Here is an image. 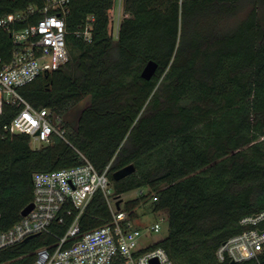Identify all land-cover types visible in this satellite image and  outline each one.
Listing matches in <instances>:
<instances>
[{
	"label": "trees",
	"instance_id": "obj_1",
	"mask_svg": "<svg viewBox=\"0 0 264 264\" xmlns=\"http://www.w3.org/2000/svg\"><path fill=\"white\" fill-rule=\"evenodd\" d=\"M245 1L247 13L220 29ZM44 4L0 0V16ZM114 5L70 0L60 13L68 61L21 87L32 105L62 118L65 139L54 135L38 148L26 134L0 139V230L19 221L32 202L35 172L86 159L98 171L110 165L116 195L149 189L125 207L134 210L151 198V211L165 212L167 234L153 247L173 264H264V248L257 258H216L217 248L243 231V217L264 211V0H122L115 38ZM88 17L90 41L77 34ZM10 51L6 33L0 56L7 60ZM149 60L158 68L146 80L141 71ZM85 98L76 123L64 120ZM129 164L134 172L115 181L113 172ZM76 215L72 209L51 232L1 248L0 264H34L36 251L54 246ZM110 219L98 192L79 215V236Z\"/></svg>",
	"mask_w": 264,
	"mask_h": 264
},
{
	"label": "built area",
	"instance_id": "obj_2",
	"mask_svg": "<svg viewBox=\"0 0 264 264\" xmlns=\"http://www.w3.org/2000/svg\"><path fill=\"white\" fill-rule=\"evenodd\" d=\"M44 1L42 8L29 6L0 16V36L8 33L11 39L8 59L0 56V139L26 134L38 147L49 144L54 135L65 139L62 118L50 108L32 105L20 89L39 75L58 69L69 59L65 21L60 13L67 12L70 0ZM38 12L42 16L29 23V17ZM121 14L118 12L116 17V35ZM111 18L113 33L112 12ZM92 20L93 17H88L83 30L77 32L87 41L91 39ZM21 24L24 25L15 26ZM109 167L108 164L98 171L85 159V163L78 166L35 172L32 175L33 208L12 226L0 230V249L51 232L53 224H62L64 216L71 215L75 209L77 215L65 234L54 246L39 248L34 264H173L163 248L153 247L156 242L141 243L162 230L164 218L160 216L141 229L136 224L137 215L132 216L135 209L127 210L122 195L115 194ZM98 192L107 202L111 219L79 236V215ZM240 224L243 231L217 248L218 261L257 258L264 248V211L243 217Z\"/></svg>",
	"mask_w": 264,
	"mask_h": 264
},
{
	"label": "rangeland",
	"instance_id": "obj_3",
	"mask_svg": "<svg viewBox=\"0 0 264 264\" xmlns=\"http://www.w3.org/2000/svg\"><path fill=\"white\" fill-rule=\"evenodd\" d=\"M122 7H123L122 2L120 0H115V5H114L113 11H112V16H113V20H114V24H113V36H114V38L116 37V29H117L116 17L118 15V12L122 13L120 15V19H122V17L124 16ZM249 9H250V4L247 1L243 2L240 5L236 15L231 16V17H227L226 19H224L220 23V25H221L220 29H222V30L229 29V27L234 25L235 22H237V20L242 18L247 13V11ZM88 103H89V98L83 99L74 108H72L65 116H63L64 120L70 121L71 123L75 124L79 113L81 112V110L85 106H87ZM31 147L37 148L38 144L37 143H31ZM148 192H149L148 188L133 189V190H130V191L122 194L121 199L123 200V202H126L128 200H131V199L138 197L141 194H146ZM135 212L137 215L136 224L141 229L148 227L150 224H152L154 221H156L160 216H162L164 218V220L162 221V230L157 234L148 236L145 241H141L142 244H145L146 242L147 243H149V242L155 243L158 240H160L166 236V234H167V215L163 211L160 213H155V212L151 211V198L147 199L145 202H143L142 204L137 206L135 208Z\"/></svg>",
	"mask_w": 264,
	"mask_h": 264
},
{
	"label": "water",
	"instance_id": "obj_4",
	"mask_svg": "<svg viewBox=\"0 0 264 264\" xmlns=\"http://www.w3.org/2000/svg\"><path fill=\"white\" fill-rule=\"evenodd\" d=\"M157 68H158V63L156 61H154V60L147 61V63L145 64V66L143 67V69L141 71V77L146 79V80L151 79L155 75ZM134 170H135V167L133 164H129L127 166H124V167L113 172V174H112L113 179L115 181L120 180V179L130 175L131 173H133ZM32 208H33V203L28 204L22 210L21 215L22 216L27 215ZM117 208H118V204H117ZM231 262H234V261H231Z\"/></svg>",
	"mask_w": 264,
	"mask_h": 264
}]
</instances>
